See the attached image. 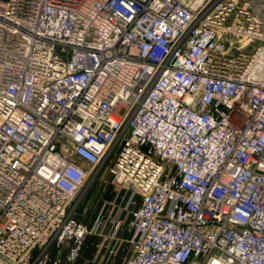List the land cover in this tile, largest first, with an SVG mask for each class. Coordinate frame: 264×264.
Returning <instances> with one entry per match:
<instances>
[{"label":"built area","instance_id":"obj_1","mask_svg":"<svg viewBox=\"0 0 264 264\" xmlns=\"http://www.w3.org/2000/svg\"><path fill=\"white\" fill-rule=\"evenodd\" d=\"M125 229L122 264H264V0H0V264Z\"/></svg>","mask_w":264,"mask_h":264},{"label":"rangeland","instance_id":"obj_2","mask_svg":"<svg viewBox=\"0 0 264 264\" xmlns=\"http://www.w3.org/2000/svg\"><path fill=\"white\" fill-rule=\"evenodd\" d=\"M110 165L111 159H107L102 163L98 170L99 173L87 181L89 183L88 189L78 203L76 217L88 224H92L94 222L95 217L101 209L104 201L109 200L113 196V186L109 174ZM129 217L130 215H128L127 218L129 219ZM97 240L98 237L95 235L88 237L85 244L86 246L82 251L83 261L81 264H103L99 262V259H95V244ZM120 253L129 254L125 247L120 249L119 254ZM60 256L63 261V253H61ZM116 257H114V259L109 261L107 264H118L119 259ZM75 264H77V262Z\"/></svg>","mask_w":264,"mask_h":264},{"label":"crops","instance_id":"obj_3","mask_svg":"<svg viewBox=\"0 0 264 264\" xmlns=\"http://www.w3.org/2000/svg\"><path fill=\"white\" fill-rule=\"evenodd\" d=\"M128 236H129V233H128V230H124L123 231V233H122V239H123V241H122V245H121V247H120V249H122L123 247H125L126 248V250L128 251V242H127V240H128ZM86 246V245H85ZM85 248V247H84ZM120 249L118 250V253H117V257L116 258H118L119 259V263L118 264H122L126 259H127V257H128V253H126V254H124V253H120L119 254V251H120ZM85 254V253H84ZM86 255V254H85ZM83 261V258H82V253H81V256L79 257V259L77 260V264H81V262Z\"/></svg>","mask_w":264,"mask_h":264}]
</instances>
